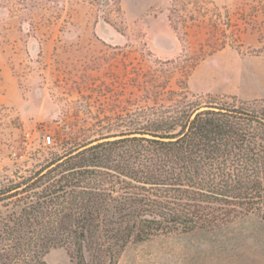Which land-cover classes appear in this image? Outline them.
<instances>
[{
	"label": "rangeland",
	"instance_id": "374dc122",
	"mask_svg": "<svg viewBox=\"0 0 264 264\" xmlns=\"http://www.w3.org/2000/svg\"><path fill=\"white\" fill-rule=\"evenodd\" d=\"M120 1L0 0V191L21 186L0 201V228L60 176L24 181L144 112L217 99L264 114V0ZM12 256L0 248V264ZM42 260L72 264L59 246ZM115 264H264V221L132 240Z\"/></svg>",
	"mask_w": 264,
	"mask_h": 264
},
{
	"label": "trees",
	"instance_id": "16d2710c",
	"mask_svg": "<svg viewBox=\"0 0 264 264\" xmlns=\"http://www.w3.org/2000/svg\"><path fill=\"white\" fill-rule=\"evenodd\" d=\"M135 126L81 144L24 181L60 176L0 228V248L14 253L15 264H46L45 251L57 246L72 264H88L87 252L103 264L105 251L115 264L132 240L215 229L252 214L264 221L263 113L210 99L160 106ZM20 187L0 191V201L18 197ZM96 231L104 245L91 251Z\"/></svg>",
	"mask_w": 264,
	"mask_h": 264
}]
</instances>
